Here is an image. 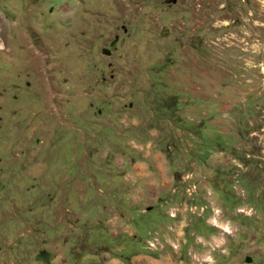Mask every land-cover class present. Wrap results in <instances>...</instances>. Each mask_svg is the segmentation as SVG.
<instances>
[{"label": "rangeland", "instance_id": "1", "mask_svg": "<svg viewBox=\"0 0 264 264\" xmlns=\"http://www.w3.org/2000/svg\"><path fill=\"white\" fill-rule=\"evenodd\" d=\"M104 254L264 264V0H0V264Z\"/></svg>", "mask_w": 264, "mask_h": 264}, {"label": "crops", "instance_id": "2", "mask_svg": "<svg viewBox=\"0 0 264 264\" xmlns=\"http://www.w3.org/2000/svg\"><path fill=\"white\" fill-rule=\"evenodd\" d=\"M144 155H142V158H148L150 159V162H142V161H138L136 160H131L133 161V164L130 165V173H122L121 174V179L119 183L120 184H124L122 187L124 188L125 184L127 183V188L128 189L126 191L127 196H126V200L124 202H121L120 205L122 206H127L130 209H134L135 212H139V210L141 209L140 205L142 202V205H149L152 204L154 202H156L155 198L157 197V200L161 199V195H162V191H164L165 189H167V186L165 185V182L162 180V183L160 184L159 189L154 186H151L150 183L149 185H146L144 188L142 187L143 185H141V183L146 182V178L148 177L147 173H145L144 171H146L147 165L149 166V168H157V162H156V157H150V153L148 151H144L143 153ZM147 164V165H146ZM166 181H168L166 179ZM147 188H149V190H147ZM148 191V193H144V191ZM128 197V199H127ZM155 199V200H154ZM161 202V201H160ZM130 204V205H129ZM140 207V208H139ZM149 211V210H148ZM146 211V212H148ZM121 214V213H120ZM122 215V214H121ZM152 214H146V218H152L153 216H151ZM151 216V217H150ZM104 260H105V264H110L109 261H111L110 257L107 254L103 255ZM114 261V260H112ZM117 261V260H116ZM119 262V261H117ZM119 263H123V262H119ZM164 264L161 263L160 261H156L152 258H150L149 254L146 255H136L133 257V259L131 260V264ZM165 264H176V263H165Z\"/></svg>", "mask_w": 264, "mask_h": 264}, {"label": "built area", "instance_id": "3", "mask_svg": "<svg viewBox=\"0 0 264 264\" xmlns=\"http://www.w3.org/2000/svg\"><path fill=\"white\" fill-rule=\"evenodd\" d=\"M146 249H148L149 251H156L155 249V243H153L152 241H146Z\"/></svg>", "mask_w": 264, "mask_h": 264}, {"label": "water", "instance_id": "4", "mask_svg": "<svg viewBox=\"0 0 264 264\" xmlns=\"http://www.w3.org/2000/svg\"><path fill=\"white\" fill-rule=\"evenodd\" d=\"M38 256L43 259V258H46L47 257V254L44 253V252H40ZM246 262L248 263L249 262V259H246Z\"/></svg>", "mask_w": 264, "mask_h": 264}, {"label": "flooded vegetation", "instance_id": "5", "mask_svg": "<svg viewBox=\"0 0 264 264\" xmlns=\"http://www.w3.org/2000/svg\"><path fill=\"white\" fill-rule=\"evenodd\" d=\"M39 257V256H38Z\"/></svg>", "mask_w": 264, "mask_h": 264}]
</instances>
